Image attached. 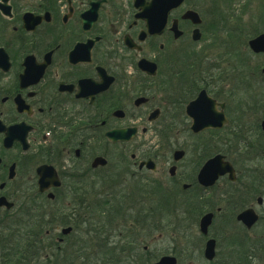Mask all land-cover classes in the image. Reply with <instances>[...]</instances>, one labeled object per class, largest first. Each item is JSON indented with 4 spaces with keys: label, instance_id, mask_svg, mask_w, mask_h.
<instances>
[{
    "label": "flooded vegetation",
    "instance_id": "obj_1",
    "mask_svg": "<svg viewBox=\"0 0 264 264\" xmlns=\"http://www.w3.org/2000/svg\"><path fill=\"white\" fill-rule=\"evenodd\" d=\"M178 1L0 0V264L18 219L37 209L54 217L69 205L77 230L92 204L108 207L127 177L156 188L153 176L167 171L185 193L230 182L224 176L211 187L200 183L217 150L201 151L184 170L185 147L170 142L152 151L138 142L153 133L214 139L233 121L237 94L222 89L214 61L203 67L201 60L214 55L204 42L217 40L223 10L235 0ZM238 1L243 11L252 0ZM188 12L196 20L185 18ZM126 130L134 136L120 140ZM200 197L201 218L213 215L207 233L199 231L204 259L209 240L217 253L210 231L223 210ZM251 206L236 212L237 224ZM57 223L42 245L63 242L61 230L69 226ZM41 264L52 263L44 255Z\"/></svg>",
    "mask_w": 264,
    "mask_h": 264
},
{
    "label": "rangeland",
    "instance_id": "obj_2",
    "mask_svg": "<svg viewBox=\"0 0 264 264\" xmlns=\"http://www.w3.org/2000/svg\"><path fill=\"white\" fill-rule=\"evenodd\" d=\"M234 4L235 6L227 11L223 10V26L217 40L214 43L204 42L206 46L213 47L214 55L201 60L203 67H208L205 63L214 61L219 68L217 75L221 77L222 89H231L237 94L238 103L234 108L230 127L214 139L165 140L153 133L139 138L138 142L144 143L148 150L151 148L152 151L169 147L170 142L174 146L185 147L189 154L182 163L184 170L201 151H207L206 148L217 150L216 152L225 156L237 170L236 183L232 184L224 178L210 190L200 188V191L193 189L185 193L179 186L169 182L167 171L163 177L153 176L158 181L156 188L127 177L128 180L120 187V191L119 188H114L115 196L109 200L108 207L106 203L92 204L88 217L81 219L84 223L77 226V230H72V235L67 237V244L59 252V256H56L58 258H51L52 264H87L88 261L92 264H102L104 256L105 264H131V258L138 255L143 246L148 247L147 251H150L151 255L176 256L178 264H212L207 263L201 256L203 242L199 237L198 222L204 212L199 207L200 196L207 197L214 206H220L221 211L223 210L220 216H216L210 231L211 237L218 238L219 259L223 253L225 257L228 252L229 237L233 234H244L236 228L233 221L227 219L234 212L235 205L238 207V213L251 204V209L257 217L264 218V151L259 150L260 146L264 147V129L261 130V123L264 122V55L252 54L247 44L250 39L264 33V3L263 0H252L251 6L245 4L243 11L238 10V0H235ZM198 51L200 49H196V52ZM256 141L258 143H255ZM256 199L262 200V205H257ZM222 202L224 203L221 204ZM244 202L247 203L246 207ZM159 206L161 209H158ZM63 207L62 212L55 214L52 223H57L62 216L67 218L70 215V206L63 204ZM40 209L41 211H32L19 218L17 225H14L10 242H6L4 247V264L9 255H15L18 251L20 256L25 254V258L30 260L25 262L24 259L21 264H41L40 260L47 254V250L44 253L39 250L38 246L41 244L18 243L20 239L31 241L26 238L28 234H25V228L31 227L33 219L40 221L43 226L50 219V215L42 214L45 208ZM258 222L250 229L242 225L240 227L245 230L247 236L254 239L255 234L260 231L257 228ZM133 238H136L139 245L135 246L137 252H130V248L124 244ZM51 240H54V236ZM71 243L74 246L72 251L75 252L70 251ZM22 245L24 250L19 249ZM109 247L115 250L124 249L117 254L115 250L109 252ZM79 248L84 251H78ZM108 253L118 258V262L113 259L110 261L109 257L107 258ZM48 255L51 256L49 251ZM136 264H139V261Z\"/></svg>",
    "mask_w": 264,
    "mask_h": 264
},
{
    "label": "trees",
    "instance_id": "obj_3",
    "mask_svg": "<svg viewBox=\"0 0 264 264\" xmlns=\"http://www.w3.org/2000/svg\"><path fill=\"white\" fill-rule=\"evenodd\" d=\"M263 137H264V135H263ZM255 143H258V142L256 141ZM259 150L264 151V147L260 146ZM158 209H161V207L159 206ZM37 210H35V211L37 212ZM237 211L238 210H235L232 213V215L230 217H228L227 219L233 221L234 224L236 225V228L244 234L240 235V233H238L236 235L233 234L231 237H229V239L227 240L228 241L227 247L229 249L227 250L228 252H227L226 256L224 257L225 253H223L222 257L220 256L221 259H219L220 254L217 253L216 258L212 262V264L213 263L214 264H264V218L260 217L259 222L257 224V228H259L260 231H258L259 233L255 234L254 239H251L250 236H247L245 234L246 233L245 230L235 222V215H236ZM37 217H35V218H37ZM30 219H33V218H30ZM33 220H34V222H32L31 227L25 228L26 229L25 234H28V235H26V238L28 237L31 241H24V240L22 241L20 239V242H18V243L24 244L26 242L25 244H28V245H30V243H34L35 245L39 243V244H41V246H38L39 250H42L43 253L47 250L46 256H47V260H49V262H50L51 258H58L56 256H59L58 255L59 252L62 251L63 247L67 244L66 243L67 237L71 236L72 233H70V235H68L66 237H63V243L62 244H55L53 242L50 243L48 241V239H46L47 244L42 245V239H40V238H43L45 236V234H44L45 231H51L53 225L55 224V223H52L53 217H50V219H48V221L44 224V226L41 225V223H39L40 221H38L37 219H33ZM58 223L60 225H62V227H67V226L70 227L71 226L72 230L75 229V226L72 224V221L68 218H64L63 216L60 219H58ZM93 233H94V235H97L96 232H93ZM37 236L39 237L38 240L36 239ZM225 241H226V239H225ZM124 244L130 248V252H137V249L135 246L138 247L139 245H137L136 238H133L132 241H126ZM70 247H71L70 251L75 252V251H72L73 247H74V246H72V243L70 244ZM140 247H141V245H140ZM23 248H24V246L22 245L21 248H19V249H23ZM57 248H58V250H57ZM129 248H127V249H129ZM28 249H30L29 246H28ZM123 249L124 248H119V249L115 250L112 247L107 248V250H110L109 252H112V250H115L117 252V254H120L121 252H123ZM48 251L51 253V256L48 255ZM78 251H84V249L79 248ZM79 255H80V253L77 256H79ZM104 257L101 261L102 264H105ZM108 257H109L110 261L113 259L114 261L118 262V258L113 257L112 253L111 254L108 253L107 258ZM135 257H136V259H135ZM159 257L160 256H158V255H153V254L151 255L150 251H147V250L144 251L140 248L138 255H135L131 258L132 259L131 264H133L134 262L136 264L138 261H139V264H153ZM0 258H1V256H0ZM24 259H25V262L30 261L28 258H25V254L20 256L19 251H18L17 254L12 255V256L9 255L6 258V264H21V262L22 263L24 262ZM41 262H43V260ZM60 262H62V260H60ZM65 262H67V260ZM89 263L92 264L90 261H88L87 264H89ZM55 264H57V263H55Z\"/></svg>",
    "mask_w": 264,
    "mask_h": 264
},
{
    "label": "water",
    "instance_id": "obj_4",
    "mask_svg": "<svg viewBox=\"0 0 264 264\" xmlns=\"http://www.w3.org/2000/svg\"><path fill=\"white\" fill-rule=\"evenodd\" d=\"M180 1L177 0V4ZM185 18H189L190 20H196L195 14L192 12H188L185 15ZM177 36V34H176ZM248 47L254 54H261L264 53V35H259L254 39L248 42ZM142 64L147 65L148 67L155 68L153 64H149L147 62L142 61ZM145 65H141L144 66ZM225 120L222 119V123H219L216 126H221L224 124ZM202 125L209 126L211 125L209 122L204 121L201 122ZM262 129H264V122L262 123ZM117 140H118V134ZM134 136V130H126L125 137L122 133V136L119 138L120 140L129 141ZM227 176L231 182L235 181V171L231 164L225 160V157L222 155H217L216 157L210 159L202 168L199 174L200 183L204 187H211L215 184V182L221 178ZM260 203V199L258 200ZM212 214H207L203 216L199 221V231L202 234H206L207 230L212 221ZM258 217L252 209H248L243 211L237 216V221L240 222L246 229H250L254 226L257 221ZM72 229L70 227L64 228L61 230L62 236H67L71 233ZM204 258L207 261H212L215 258V242L213 240H209L204 248L203 252ZM154 264H177V260L173 256H162L160 257Z\"/></svg>",
    "mask_w": 264,
    "mask_h": 264
}]
</instances>
